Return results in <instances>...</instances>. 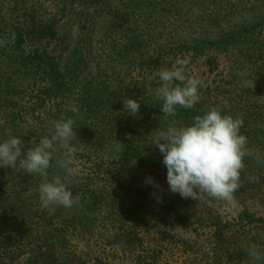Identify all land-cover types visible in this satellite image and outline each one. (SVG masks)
<instances>
[{
  "label": "trees",
  "instance_id": "1",
  "mask_svg": "<svg viewBox=\"0 0 264 264\" xmlns=\"http://www.w3.org/2000/svg\"><path fill=\"white\" fill-rule=\"evenodd\" d=\"M76 1L79 0L72 4ZM193 3H181L179 8L187 9ZM196 5L199 11L204 10L198 0ZM66 7L59 17L53 15L44 22L31 17L29 24L19 22L13 26L0 20V40L5 41L0 46V140L20 136L30 148L42 136L51 135L53 122L61 116L74 118L77 139L73 143L77 150L72 167L76 176L69 186L79 203L69 209H44L38 193L27 194L37 188L43 177L0 167V264H19L22 260L25 264H83L80 258L66 252L67 237L74 233L98 231L105 246L121 250H144L160 243L162 246L169 241L157 222L150 219L152 213L163 214L177 226L198 221L202 217L199 213L218 214L209 205L226 202L206 194L197 200L184 199L168 190L162 156L152 144L156 132L173 119L178 124H188L211 107H221L224 114L243 119L240 131L247 137L251 155L244 158L234 203L242 208L238 218L245 223L228 228L241 231L245 239L242 249L255 245L245 236H250L246 232L251 229L249 225L259 222L248 211L255 202L264 205L263 7L246 2L239 8L243 10L240 27L204 38L196 48L170 52L163 63H148L146 77L129 82L92 72L95 67L86 57V45H80L76 56H66L70 51L62 33L68 25L62 13ZM137 12L139 7L128 16ZM208 17L199 24L207 33L215 20ZM184 53H192L193 60L203 59L210 72L220 64L224 67L212 85L200 80L201 99L193 109L178 106L175 117H165L153 98L160 84L158 73L168 68L173 57ZM214 53L221 54L222 60L212 56ZM128 96L141 104L135 117L123 110L122 99ZM71 105L79 108L77 114L69 111ZM61 155L54 153L49 179L63 176L55 163ZM149 176L154 184L145 182ZM202 203L207 207H200ZM147 255L150 259L142 256L138 263L160 264L159 255Z\"/></svg>",
  "mask_w": 264,
  "mask_h": 264
},
{
  "label": "rangeland",
  "instance_id": "2",
  "mask_svg": "<svg viewBox=\"0 0 264 264\" xmlns=\"http://www.w3.org/2000/svg\"><path fill=\"white\" fill-rule=\"evenodd\" d=\"M72 1L0 0V20L13 26L19 22L29 24L31 17L44 22L53 15L59 17L67 6V11L62 12L68 24L62 32L65 44L70 48L66 56H76L80 45H86V57L95 67L92 72L118 76L127 82L132 78L140 80L146 77L149 74L148 63L157 61V66L167 59L170 52L181 51L183 47L196 48L207 37H214L215 34L219 36L229 28L240 27L243 10L240 12L239 8H243L246 2L249 6L263 7L264 12V3L260 5L256 0H198L203 11L197 8L196 0H79L81 3L76 1L73 4ZM192 2V7L179 8L181 3ZM136 7H139L140 12L128 16ZM205 16H210L208 20L215 19L208 33L199 27ZM130 28L138 32L132 33ZM187 44L192 45L187 47ZM177 55L172 58L174 61L168 68L175 67L177 60H184V72L198 80L202 79L207 86L219 78L224 67L220 64L215 71L210 72L209 67L203 65V59H192V53ZM213 55L222 60L221 54ZM200 207L207 206L202 203ZM209 207L219 211L218 214L210 216L199 213L202 217L189 226H177L163 214L152 213L150 219L157 222L169 241L162 246L160 243L144 250L116 249L105 246L100 233L94 231L70 234L66 252L74 258H80L83 264H139L138 260L142 256L149 258L147 253L159 255L160 264H252L250 259L246 260L249 257L245 249L241 248L245 240L241 231L234 232L228 228L229 225L245 223H241L238 218L243 212L242 208L235 203L210 204ZM248 213L259 222L249 225L251 229L246 232L250 236L245 237L253 240L255 246L264 251V205L258 206L255 202ZM19 264L25 263L22 260Z\"/></svg>",
  "mask_w": 264,
  "mask_h": 264
},
{
  "label": "clouds",
  "instance_id": "3",
  "mask_svg": "<svg viewBox=\"0 0 264 264\" xmlns=\"http://www.w3.org/2000/svg\"><path fill=\"white\" fill-rule=\"evenodd\" d=\"M4 43L0 40V46ZM185 64L186 61L177 60L175 67L163 68L158 73L160 84L154 90L153 98L159 102L165 117H175L178 106L193 109L201 99L199 89L203 87L202 82L185 75ZM122 103L128 115L135 117L140 112L141 104L137 99L128 96L122 99ZM69 111L77 114L79 108L71 105ZM75 123L74 118L61 116L53 122L51 135L42 136L30 148L20 136L0 140V167L44 178L36 189L27 193H38L44 209H69L79 203L69 186L76 176L72 167L77 150L73 143L77 139ZM242 127V118L224 114L221 107H211L202 115L194 116L188 124H178L173 119L165 129L156 132L152 144L162 156L168 190L184 199L197 200L206 194L212 199L234 203L244 158L251 155L246 147L247 137L240 131ZM56 152L62 153L55 163L64 174L49 179L48 170ZM145 182L154 184L150 176ZM245 252L252 264H264V251L255 245L247 246Z\"/></svg>",
  "mask_w": 264,
  "mask_h": 264
}]
</instances>
